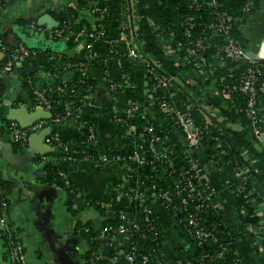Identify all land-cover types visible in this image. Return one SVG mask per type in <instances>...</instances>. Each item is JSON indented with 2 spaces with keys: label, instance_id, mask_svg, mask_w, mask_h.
<instances>
[{
  "label": "crops",
  "instance_id": "0c3cea01",
  "mask_svg": "<svg viewBox=\"0 0 264 264\" xmlns=\"http://www.w3.org/2000/svg\"><path fill=\"white\" fill-rule=\"evenodd\" d=\"M223 1L228 10L239 17L236 35L247 50L252 49L255 43L264 39V0ZM97 3L107 5L113 11L109 38L118 43L114 46L117 50L110 51L112 54L107 53L109 44L106 40L90 42L72 36L49 40L45 35L43 29L48 26L40 25L39 21L47 14L59 24L64 21L62 19L74 16L76 11L95 20L94 13L81 0H0V41L10 51L18 49L20 44L38 51L6 68L7 53L0 48V180L9 203L10 224L21 236L29 264H85L91 243L83 230L89 225L102 230L103 223L102 213L88 203L105 202L115 208L127 204L117 190L125 165L96 168L84 157L82 145L85 141L82 138L87 127H91L96 134L92 141L86 139L91 151L109 154L125 148L133 135L119 116H123L130 103L128 88L136 91L149 120L164 131L169 128L170 131H166L168 140L185 144L177 129L167 124L166 116L150 104L145 61L151 62L178 85L175 103L181 105L186 99H192L206 122L214 123L223 133L230 135L244 163L253 168L254 182L258 183L264 196L262 139L253 134L238 111L218 93L214 81L203 82L199 97L181 88L183 84L197 86L199 82L192 76L193 64L188 55L169 37L161 13V0H97ZM32 22L36 27L31 26ZM123 23L131 26L132 35L122 30ZM132 43L138 46L141 55L133 63L135 68L128 66L126 56ZM76 63L86 64V76L94 87L87 95L88 103L80 111L77 123L60 128L59 138L69 149L66 152L60 150L56 142L49 140L52 131L49 123L32 132L25 145L16 144L7 131L10 123L30 127L50 118L37 104L34 89L50 87L49 73L52 71L61 73L59 82H69L78 74ZM210 73L211 70L203 75L205 80ZM112 84L117 85L115 90ZM230 149L231 146L227 147L228 153ZM198 157L205 169L203 180L212 185L218 195L217 209L236 235L244 263L264 264V229L249 234L248 223L243 224L237 212L232 191V184L238 179L237 170L227 162L222 166L211 163L204 151H200ZM48 162H54L68 173L77 197L57 181L49 179ZM156 215L166 233L173 236L175 232L169 218L159 205ZM257 215L264 218V201ZM256 245L262 256L259 259L253 251ZM108 254L109 249L102 242L96 251L98 264H111ZM0 264H12L10 243L5 238H0Z\"/></svg>",
  "mask_w": 264,
  "mask_h": 264
},
{
  "label": "built area",
  "instance_id": "2783aa9c",
  "mask_svg": "<svg viewBox=\"0 0 264 264\" xmlns=\"http://www.w3.org/2000/svg\"><path fill=\"white\" fill-rule=\"evenodd\" d=\"M90 6V10L93 13H104L107 7L97 3V0H86ZM163 0H161L162 3ZM190 7L195 9L206 8L208 10L209 18L206 21H198L194 16H186L181 22L183 29V36L189 40L187 44H184L183 40H177V34L174 30L167 28L169 37L175 41L178 48L183 50L189 57L190 62L196 67L197 71L204 75L209 70L215 69V62L230 59L237 64L243 62V59L247 57V48L245 44L236 35V25L239 17L237 14L228 10L223 0H188ZM247 7V5H246ZM246 9V8H245ZM31 26L36 27V23L32 22ZM199 27L197 35L194 38V30ZM122 30L127 28L126 23L121 26ZM45 35L49 40H58L63 37L67 32L69 36L74 37L76 40L85 38L90 42L96 40H106L111 47L117 45V40L112 38H104L105 31L103 26L100 25V29L96 32H87L86 29H82L78 33L74 34L70 30V25L65 22V26L62 28L56 27L53 29H43ZM0 48L7 53L6 68H11L16 60H23L28 57L37 54V50L28 48L24 44H20L16 50H8V47L0 41ZM210 49H216V54L219 56V60L211 62L207 57V51ZM127 60H137L141 57L138 46L135 44L129 45L127 49ZM247 67L240 73L233 72L231 69L229 74V80L225 77L221 78L220 87H218V93L225 99L226 102L233 101V95L235 93H243L246 99V112L248 118L252 122L253 133L262 139V145L264 147V130L260 124L264 120V39L259 43V50L254 60H249ZM77 73L83 79L86 76V64H75ZM219 66H223L219 64ZM146 76L150 82V104L157 107L166 116L168 125H175L178 127L186 142V153L189 157L190 168L184 169L181 174V181L175 186L174 189H158V191H140L138 184L135 186L132 183L134 174L125 170L122 180L117 185V190L121 196L125 198L127 204L124 207L115 208L110 203L96 202L100 208L103 217V227L98 238L104 240L106 243L109 254L107 255L111 264H211L210 255L202 252L198 255L197 259L193 261L191 258L184 259L178 254H174L173 257L164 253H153L152 249L156 246L169 247L171 250L176 248H183L187 254H190V244L181 235L177 229L176 224L183 226L188 236L193 239L197 246L203 247L204 243L209 239L218 241L216 235V227L206 226L207 222L205 215L208 213L210 206L217 209V201L214 196L216 195L214 190H209L208 182L203 180L205 169H198V163L193 158V154L199 153L200 148L203 145L204 136L207 126H203L198 123L194 116L195 105L192 102L184 101L181 105L175 103L174 92H170V86L172 82H175L172 78L165 76L149 61H145ZM208 67V68H207ZM211 69V70H212ZM49 78L52 81L50 87L45 89H34L36 102L39 106L43 107L51 115L49 120L39 121L30 127H21L17 122H12L8 125L7 131L13 138L14 142L20 146L25 145L32 132L44 128L46 124L52 128L50 139L56 142L57 145L63 151H67L68 145L61 141L59 138V131L62 126L68 123L76 124L79 120V114L83 106L88 103V94L91 93L92 87L88 88V93L81 96L79 102L71 100L65 104L66 110L60 112L57 110L56 101L53 98L55 93L61 94L63 91L70 93V96L80 95V91H76L74 88H67L66 84L58 81V85L53 90V82L59 78L58 73H49ZM152 82V84H151ZM63 84V85H62ZM112 89L117 88L116 84H112ZM164 89L165 92L162 96H158L159 90ZM178 90V89H177ZM51 92L53 95L51 96ZM79 97V96H78ZM2 99V81L0 79V102ZM141 104L138 100L130 99V103L126 106L123 116H119V119L123 121L130 132L134 135L136 132V125L130 124L129 119L135 118L138 110H140ZM53 126L60 127L58 130L53 131ZM169 127V126H168ZM90 134L88 140L92 141L95 137V130L91 127H87ZM166 130V129H165ZM170 131L169 128L166 130ZM146 134L148 135L145 138ZM142 137L148 141L149 152L151 156V163L166 164V169L171 172L174 170V146L169 144L168 137H162L155 128L153 121L148 120ZM168 136V135H167ZM217 143L214 148L218 149L221 155L228 154L227 147L229 145L219 141V137L216 138ZM129 142H135L134 137L131 136ZM128 142V143H129ZM90 157L84 155L85 159L89 160L96 168H102L104 166H111L114 164H124L125 167L128 162H134L137 164H143L146 162V152L135 148L132 154L124 155L120 152L99 154ZM212 163L218 164V160H213ZM228 164H231L227 161ZM239 176H245L253 174V168L248 164H238L234 166ZM166 169H164L166 171ZM195 170L196 174L192 177L188 173ZM59 175L65 180L66 184H71V180L66 171L60 170ZM241 176V177H242ZM163 177V175H161ZM242 177V178H243ZM205 185V187H203ZM233 185V184H232ZM208 191H206L205 189ZM244 188L240 185L233 189V193L240 192ZM252 193V191L250 192ZM248 195V194H247ZM136 203L141 208L142 215L139 216L138 212L128 213L125 207L131 206ZM263 202L260 203V206ZM156 205V206H155ZM159 205L165 210L166 215L169 218L172 231L175 233L170 236L166 233L163 227L160 225L156 215V207ZM94 207V206H92ZM9 203L4 194L3 186L0 180V238H5L10 243V254L12 258V264H29L27 254L24 250V244L19 232L10 224L8 216ZM98 210V209H97ZM105 220H111L109 224L105 225ZM145 226L149 234L141 231L142 226ZM161 226V228L159 227ZM264 229V220H260L258 224L248 223L247 230L251 233ZM89 228L85 227L84 232H89ZM216 232V233H215ZM137 236L138 239H133ZM142 239V242L139 240ZM148 241L150 244H147ZM154 243V244H152ZM173 243V244H172ZM171 244L174 246H171ZM231 244V243H229ZM227 245H222L219 250L213 255L215 258H226V253H229L230 248ZM110 250H113L110 252ZM237 257L227 260L225 264H245L240 252L237 250ZM240 254V255H239ZM176 255H178L176 257ZM97 257H92L90 264H98ZM185 257H188L185 255ZM86 263V261H85Z\"/></svg>",
  "mask_w": 264,
  "mask_h": 264
},
{
  "label": "trees",
  "instance_id": "16d2710c",
  "mask_svg": "<svg viewBox=\"0 0 264 264\" xmlns=\"http://www.w3.org/2000/svg\"><path fill=\"white\" fill-rule=\"evenodd\" d=\"M81 1H82V4H84L86 8L90 9V6L86 0H81ZM104 7H107V5H104ZM160 8H161V13L164 18L166 27L174 30V32L177 34L176 39L183 40L184 42H186L184 44H187L189 42V40L183 36V29L181 26V22L185 19V17L194 16L196 20L198 21H202V20L206 21L209 18L208 10L206 8H202V9L191 8L190 2L188 0H163L160 5ZM84 15L85 14H83V12L80 13L76 11L74 16L70 18L62 19L64 21H62L59 24V28L64 27L65 22H68L70 25L69 31L76 34L82 29H86L87 32H96L97 30L100 29V25H102L105 31L104 38H109L110 25L113 19V11L110 8L107 7L104 13H101V12L94 13L93 17L95 20H93V18H90V17L89 18L84 17ZM199 29L200 28L197 27V29L193 31L195 33L194 38L197 35V32ZM124 31H126L129 35H132L133 33V29L131 28V26L124 29ZM66 36H69V33L66 32L63 35V37H66ZM111 49L112 48L109 47V50H107V53L108 51L110 52ZM114 50H117V48L114 47ZM216 52H217L216 49H210L209 51H207L206 55L211 62H215L216 60L217 61L219 60V56L216 54ZM134 61L135 60H130L128 63V66L135 68L133 64ZM215 63H217L216 68L215 69L211 68L212 70L210 69L211 73L207 80H205V76L201 75L197 71L196 67L193 65L192 69L194 71H191V72H192V76L196 77V79L198 80L199 82L198 85L190 86L189 84H183L181 85V88L199 97L201 95L200 87L204 84L203 82L206 81L207 83H209L211 81L212 82L214 81L215 83H217V87H220L221 78L225 77V79L228 81L229 74L232 68H234L233 72L240 74L248 65L247 63L244 64L243 62H241L240 64L239 63L237 64L236 62H233L227 58H225L224 60L215 62ZM76 64H79V63H76ZM219 64H222L223 66H219ZM52 72L58 73L59 77H61V73L59 71H52ZM207 73H209V68L207 69V72L205 75H207ZM201 77L203 80L201 79ZM59 79L60 78H58L56 81L53 82L51 90L56 88V85H58ZM83 79L84 80H82L79 74H77L72 80L65 83L66 86H68L67 88L69 89L74 88L76 91H80V95L70 96V93L67 91H63L60 95L57 93L53 95V98L56 101V106H57L58 111L64 112L66 110L65 104L67 102L71 100H75V102H79L81 96L86 95L88 93V88L94 87V84L88 79L87 76L85 77L83 76ZM177 86L178 85L176 83L172 82L170 89H169L170 92L175 93L178 89ZM164 92H165L164 89H160L158 96H162ZM127 93L130 99L138 100L136 91H134L133 88H128ZM185 101L192 102L195 105L192 99H186ZM245 101L246 99L243 93H235L233 95V101L230 103L228 102V104L238 111L242 120L248 125V127L252 129V132H253L252 122L247 116ZM263 106H264V103H263ZM197 109L198 108H196L195 106V109H194L195 119L197 120L198 123L202 124L203 126H207L203 145L199 151L201 152L204 151V153L207 154V156H209L211 163L213 160L214 161L218 160V164H216L217 166H222L227 161H229L233 167L235 166L236 163L245 164L239 152H237L235 147L233 146L230 135L228 133H223L219 129V126H216L214 123L210 124L206 122V119L203 118L202 114H200V112ZM148 120L149 119L144 114L143 107H140V110H138L135 118L128 120L130 124L136 125V132L133 135L135 142H129L122 151H119L120 153H123L124 155L132 154L135 148H140L141 152L142 151L146 152V155H145L146 162L139 165L137 163L129 161L128 165L126 166L127 172H131L134 174V179L132 180L131 184L135 186L138 184L140 191H147V192H151L154 190L158 191V189L160 188L163 190L174 189L175 186L181 181L180 173L184 169L190 168L189 167L190 166L189 157L187 156V153H186V149H187L186 142L185 144H183L181 142L174 141L173 139L168 141L169 144L174 146L175 148V153H174L175 165H174V170L172 172L166 169V164H162L158 162L151 163V156L149 152L148 141L145 140L141 135V133H143L144 127ZM172 126L173 128L177 129L176 132H178V134L184 138L182 131L175 125H172ZM260 126L264 130V120L260 124ZM59 128L60 127L53 126V131H56ZM155 128L163 138L168 137L166 131L162 130V128H160L158 124H155ZM84 133L85 135L82 138V140L84 139L85 141L82 145L83 148L85 149L84 155L93 157L97 155L96 152L91 151L86 145L88 142L87 140H88L90 132L89 130H87ZM147 137L148 135L146 134L145 138ZM217 137H219V141L223 142L224 145L227 144L231 146L230 152L228 154L221 155L220 153H218L219 150L214 148V145L217 143V140H216ZM58 156H61V155L58 154ZM193 158L198 163V169L199 168L204 169V165L200 162L198 153L196 155L193 154ZM164 169H166V171ZM47 170L49 174V179L53 181H57V183L66 187L69 193L76 196L77 193H76V190L73 188L72 183L66 184L65 180H63V178L59 175V171L61 170V168L57 164H55L54 162H48ZM195 174H196L195 170H192L188 173V175L191 177ZM161 175H163V177H161ZM241 176H239L238 174V179L235 180V183L232 185V190L235 189V187L240 186V185L244 188L239 193L238 192L233 193L235 197V203L237 205V212L239 214V218L240 220H242L243 224H247V223L258 224L260 220L264 219L257 215V211H258L257 208L261 207L260 203L264 201V196L262 195V192L259 188L258 183L254 182V179L256 178L254 172L253 174H249L245 176L246 177L245 179L243 176H242L243 178ZM209 186H210L209 190L212 189L215 191L212 185H209ZM203 187H205V185ZM205 190L208 191L207 189ZM251 191L252 193H250ZM214 198L217 201L218 195L216 194ZM88 206H94L96 209L102 212L100 206L94 201L89 202ZM125 210L128 213L138 212L139 216L142 215L141 208H139L138 204L136 203L131 204V206L125 207ZM206 217L208 221L207 222L205 221L204 224L207 227L210 226L208 227L210 229L213 226L216 227L215 229L217 230V233L216 232L215 233L218 236V241L215 242L209 239L207 242L204 243L203 247L197 246L195 241L188 236L183 226L180 224H176V227L180 231L181 235L190 244V247H191L190 254H187L183 248H176V250L174 251L166 246H164V248L160 246H156V248L152 249L153 253L158 252L160 254V253L165 252L170 257H173L174 254H178L180 257H184V259L191 258L193 261H195L198 255H200L202 252H205L210 255V259H212L210 261L211 264H225L227 260H231L232 258L237 257L238 256V254H236V251L238 250L237 238H236V235L232 233L229 227L226 225L224 216L218 211V209L212 208L210 206L208 213L205 215V218ZM110 221L111 220H105L104 224L107 225L110 223ZM159 227L161 228L160 225ZM89 229H90L89 232L85 234L87 235V238L91 244H90L89 250L87 251V256L85 257L86 259L85 264H90L89 260L92 257H95L98 246L102 242H104V240L98 238V236L101 233V230H96L92 225H89ZM141 231L145 232L147 235L149 234V232L147 231L144 225L142 226ZM249 234L252 235V233H249ZM133 239H138V237L134 236ZM251 239L252 238H250V240ZM139 240L142 242V239L139 238ZM147 244H150V243L148 242ZM172 244L171 246H173ZM227 244H229L228 247L231 250L229 251V253H226V256L227 255L228 256L225 259L215 258L213 255L216 253V251L219 250L222 245H227ZM256 246H254L253 251L257 259H259L262 256L258 252L259 251L258 245ZM112 251L113 250H110V252ZM178 255H176V257ZM185 255H187L188 257H185Z\"/></svg>",
  "mask_w": 264,
  "mask_h": 264
},
{
  "label": "water",
  "instance_id": "95a60500",
  "mask_svg": "<svg viewBox=\"0 0 264 264\" xmlns=\"http://www.w3.org/2000/svg\"><path fill=\"white\" fill-rule=\"evenodd\" d=\"M40 25H47L49 29H53L59 26V22L55 20L53 17H51L49 14L45 15L41 18L39 21ZM259 50V43H255L252 49L248 50L247 57L243 59V63L246 64L249 62V60H254L256 58L257 52ZM43 111H46L43 107H41ZM49 115H51L48 111H46ZM100 222V220H98ZM97 222V223H98ZM102 223V221H101ZM101 229L103 227V223L101 224Z\"/></svg>",
  "mask_w": 264,
  "mask_h": 264
},
{
  "label": "rangeland",
  "instance_id": "374dc122",
  "mask_svg": "<svg viewBox=\"0 0 264 264\" xmlns=\"http://www.w3.org/2000/svg\"><path fill=\"white\" fill-rule=\"evenodd\" d=\"M258 209H260V207H259V208H257V210H258Z\"/></svg>",
  "mask_w": 264,
  "mask_h": 264
}]
</instances>
